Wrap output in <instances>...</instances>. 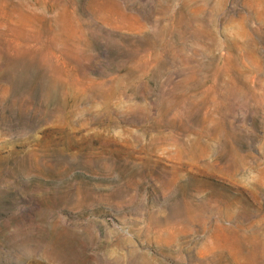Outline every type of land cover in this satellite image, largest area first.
<instances>
[{
	"label": "rangeland",
	"instance_id": "rangeland-1",
	"mask_svg": "<svg viewBox=\"0 0 264 264\" xmlns=\"http://www.w3.org/2000/svg\"><path fill=\"white\" fill-rule=\"evenodd\" d=\"M0 264H264V0H0Z\"/></svg>",
	"mask_w": 264,
	"mask_h": 264
}]
</instances>
